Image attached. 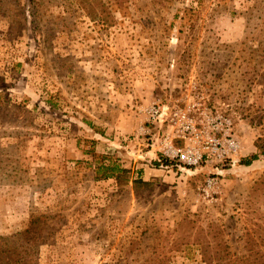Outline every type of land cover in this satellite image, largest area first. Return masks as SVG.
<instances>
[{
  "label": "rangeland",
  "instance_id": "1",
  "mask_svg": "<svg viewBox=\"0 0 264 264\" xmlns=\"http://www.w3.org/2000/svg\"><path fill=\"white\" fill-rule=\"evenodd\" d=\"M257 140L264 0H0L14 264H264Z\"/></svg>",
  "mask_w": 264,
  "mask_h": 264
},
{
  "label": "trees",
  "instance_id": "2",
  "mask_svg": "<svg viewBox=\"0 0 264 264\" xmlns=\"http://www.w3.org/2000/svg\"><path fill=\"white\" fill-rule=\"evenodd\" d=\"M256 146L258 149V152H255L253 154H251L250 156L243 158L241 160V163L248 165L250 164L253 160L258 159L260 156L264 157V145L263 143L259 142V140L256 141ZM111 175H103V176H96L97 179L99 178H107L110 177ZM10 248H7L6 246H3L0 243V264H14V261H11L9 258V253H10ZM21 258V256H19ZM20 258H17L16 260H19ZM242 259L246 260L249 257L242 255L241 256ZM262 260H264V251H262Z\"/></svg>",
  "mask_w": 264,
  "mask_h": 264
},
{
  "label": "built area",
  "instance_id": "3",
  "mask_svg": "<svg viewBox=\"0 0 264 264\" xmlns=\"http://www.w3.org/2000/svg\"><path fill=\"white\" fill-rule=\"evenodd\" d=\"M175 157L180 161H186L190 164H194L198 161L197 156H194L192 152L178 150L175 153Z\"/></svg>",
  "mask_w": 264,
  "mask_h": 264
}]
</instances>
